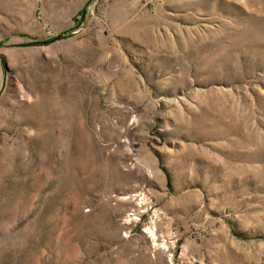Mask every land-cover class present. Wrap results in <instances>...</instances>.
<instances>
[{"label": "rangeland", "instance_id": "rangeland-1", "mask_svg": "<svg viewBox=\"0 0 264 264\" xmlns=\"http://www.w3.org/2000/svg\"><path fill=\"white\" fill-rule=\"evenodd\" d=\"M0 264H264V0H0Z\"/></svg>", "mask_w": 264, "mask_h": 264}]
</instances>
